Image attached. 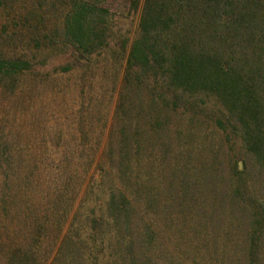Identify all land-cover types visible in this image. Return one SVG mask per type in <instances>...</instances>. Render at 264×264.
I'll use <instances>...</instances> for the list:
<instances>
[{
  "label": "trees",
  "instance_id": "1",
  "mask_svg": "<svg viewBox=\"0 0 264 264\" xmlns=\"http://www.w3.org/2000/svg\"><path fill=\"white\" fill-rule=\"evenodd\" d=\"M25 3L0 0V11L14 19V8H31ZM36 4L61 10L60 26L52 30L61 41L50 45L77 57L61 74L80 76L101 62L114 71L101 76L107 77L106 86L113 85L106 99H116L115 125L99 165L100 180L91 183L83 200L96 192L99 204L84 210V227L81 220L74 224L79 211L69 229L79 248L80 239L95 240L94 233L104 228L109 264H264V0H126L130 12L138 13V24L135 35L122 40L101 0ZM32 69L29 59L0 51L2 97L19 95ZM91 110L83 109L87 121ZM106 125L105 120L101 128ZM4 135L0 207L25 197L27 206L33 202L38 207L33 209L44 211L43 221L30 207L22 211L38 226H21L17 218L19 234L10 235L7 264H42L51 258L42 234L48 222L59 223L50 220L59 209L35 198H61L65 218L97 165L102 132L80 143L62 136L36 141L61 146V156L48 149L15 154V138ZM66 258L74 264V257Z\"/></svg>",
  "mask_w": 264,
  "mask_h": 264
},
{
  "label": "rangeland",
  "instance_id": "2",
  "mask_svg": "<svg viewBox=\"0 0 264 264\" xmlns=\"http://www.w3.org/2000/svg\"><path fill=\"white\" fill-rule=\"evenodd\" d=\"M25 1V5L31 6V8H14V11L18 12L14 19L10 18L12 16L8 17L4 11H0V51L9 57L29 59L33 64L32 71L22 79L24 80L22 84L23 90L19 95L11 96L7 92V98H3V95L0 94V140L2 139V134H5L9 138H15L14 153L21 152L25 156L31 153L40 154L43 151H47L46 149L52 155L55 154L54 156H61V146L51 147L48 144L39 146L36 141L43 140L44 138V140H47L51 137L54 140L60 139L61 141L62 136L67 141L75 137L80 143L82 137L88 135L92 139H95L94 137L102 132V143L98 149L97 165L93 166L86 183L80 189L73 205L69 208L67 216L61 220V198H39L40 195H38L35 199L42 200L41 203L44 207L55 209V206L58 205L59 209V214L51 213L50 218L51 221L58 220L59 223L53 227L48 222L47 228L42 234L46 241L44 248L46 249L47 247L49 250L47 254H51V258L42 264H73L66 260V256L68 255L75 259L77 258V261L74 259V264H109L108 261L110 260L109 257L111 254L109 253L108 246L111 243L104 235V228H99L102 230H97L94 233L95 240L92 239V236H90L91 238L86 237V239H80L79 245L82 249L78 246L75 231L71 233L69 229L74 222L75 215L79 211V215L82 214L83 217L78 215L74 224L77 225L79 220H81V225L84 227L85 216H87L84 210L86 211L88 208V211L99 204L97 203L98 198L96 192L92 193L85 203H83V200L88 196L91 183L93 184L95 181L100 180L101 172L99 165L103 163L107 142L115 125L113 118L116 99L115 97H113L112 101L106 99L108 93H110V91L106 90L107 88L109 90L113 88V85L106 86L108 83L107 77L103 79V76H101L104 75L105 71H109L110 73H114V71H110V66H106L104 62H101L93 71H89V73L82 71V78H80L81 74L78 76L79 73L71 77H66L64 74H61V68L63 66L74 64V59H77V57L75 58L70 53L61 54L59 50H54L50 45L51 42L61 41V35L52 31L57 26H60L61 10L59 8H34L37 7V0ZM101 1L111 10V21L117 38L122 40L124 37H133L137 29L138 13L130 12L126 0ZM28 12L30 15L25 17V14ZM12 34L13 37L10 38ZM49 36L50 38H48ZM35 41L40 43L41 49L36 47ZM113 44H116V42ZM78 58L84 61L80 56ZM78 64L81 65L83 63L78 62ZM110 96L112 95L109 94V98ZM93 98L94 100L91 101ZM95 105L96 107L97 105H101L102 107H97L96 110ZM83 109L86 112L92 109V115L89 121L84 118ZM13 115L15 122L11 120ZM98 117L103 119L101 124L97 122ZM105 120L107 121V125L102 129L101 127ZM7 121L9 124L5 125ZM81 122L83 124L82 126L80 125ZM91 124L94 125V128L89 126ZM79 127H83L85 132L81 133ZM236 153H240L239 148H236ZM0 157H2L1 153ZM1 162L2 159H0ZM239 167L240 169L243 167L241 160L239 161ZM96 184L99 183H95V186ZM48 186H50V183H46L44 189H48ZM44 194L47 193L45 192ZM25 200V197L23 199L19 197L16 200L15 198L11 199L10 203H6V205L1 203L0 264L8 263L6 253L13 246V237L10 235L16 237L19 234V231H16L17 227H15L18 223L17 218L21 221V226L27 223L31 226L35 224L32 215L29 218L22 211L27 210L28 207L33 209L36 204L31 202L27 206ZM83 205L84 209L82 208ZM35 207L38 208L37 206ZM33 211L36 212L35 216L43 221L44 211L41 209H33ZM18 212L21 214L19 215ZM97 216L98 214L96 216L90 215V218L93 219ZM2 225L8 227L6 229L7 231L2 228ZM35 225L38 226V224ZM84 240H86L84 245L80 244ZM102 240L104 243H102ZM3 243L7 245L2 247L1 244ZM23 249H28V245L25 244ZM59 251H61V262L54 263L55 258L59 255ZM80 252L86 255L97 254L100 257L99 261L85 262ZM63 255H65V260L62 259ZM91 257L93 259L95 256ZM119 264L123 263L120 262Z\"/></svg>",
  "mask_w": 264,
  "mask_h": 264
}]
</instances>
